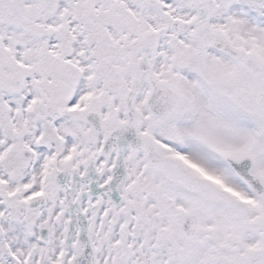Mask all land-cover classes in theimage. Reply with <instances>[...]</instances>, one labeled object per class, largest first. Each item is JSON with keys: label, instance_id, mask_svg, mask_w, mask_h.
<instances>
[{"label": "snow or ice", "instance_id": "6c2138e0", "mask_svg": "<svg viewBox=\"0 0 264 264\" xmlns=\"http://www.w3.org/2000/svg\"><path fill=\"white\" fill-rule=\"evenodd\" d=\"M0 264H264V0H0Z\"/></svg>", "mask_w": 264, "mask_h": 264}]
</instances>
